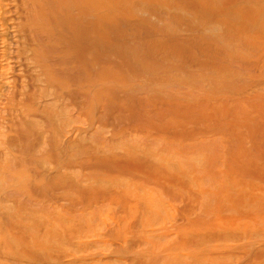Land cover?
I'll use <instances>...</instances> for the list:
<instances>
[{"label":"bare ground","instance_id":"6f19581e","mask_svg":"<svg viewBox=\"0 0 264 264\" xmlns=\"http://www.w3.org/2000/svg\"><path fill=\"white\" fill-rule=\"evenodd\" d=\"M0 264H264V0H0Z\"/></svg>","mask_w":264,"mask_h":264}]
</instances>
